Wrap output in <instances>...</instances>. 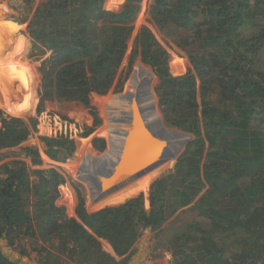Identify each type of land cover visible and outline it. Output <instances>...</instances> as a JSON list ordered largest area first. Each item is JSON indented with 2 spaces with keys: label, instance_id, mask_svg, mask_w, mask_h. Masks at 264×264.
I'll use <instances>...</instances> for the list:
<instances>
[{
  "label": "trees",
  "instance_id": "1",
  "mask_svg": "<svg viewBox=\"0 0 264 264\" xmlns=\"http://www.w3.org/2000/svg\"><path fill=\"white\" fill-rule=\"evenodd\" d=\"M111 1L118 5L123 0ZM141 1L125 0L112 11L104 8V0H43L27 33L25 11L20 3L14 6L15 28L23 34L17 63L25 65L21 84L28 106L36 109L37 98L26 60L51 49L40 67L38 111L44 100L79 102L93 117L79 133L85 138L78 154H93L88 135L101 123L91 94L124 90L127 81L119 69ZM150 14L164 40L174 39L190 61L185 73L173 75L170 52L147 25L136 33L128 60L131 72L137 57L151 66L165 123L194 136L174 169L151 185L147 206L144 192L132 197L135 187L116 198L121 204L88 212L76 188V217H70L56 203L64 175L31 169L20 158L3 162L9 149L37 130L38 118L29 116L31 127L20 117L4 116L10 113L0 107V238L10 243L27 238L41 264H127L145 230L161 229L188 206L197 216L168 240L173 264H264V66L258 62L264 0H153ZM249 24L257 28L245 35ZM130 88L128 83L124 91ZM118 98L104 96L101 105L119 107ZM42 139L53 159L66 161L76 151L73 134ZM92 144L99 151L106 148L103 137H94ZM23 152L33 165L42 164L37 145H26ZM149 177L142 179V189H148ZM103 240L112 252L104 249ZM0 264L24 263L0 248Z\"/></svg>",
  "mask_w": 264,
  "mask_h": 264
},
{
  "label": "rangeland",
  "instance_id": "2",
  "mask_svg": "<svg viewBox=\"0 0 264 264\" xmlns=\"http://www.w3.org/2000/svg\"><path fill=\"white\" fill-rule=\"evenodd\" d=\"M43 0H0V107L3 108L6 112L10 113L4 116H17L25 120L30 125L29 116H36L38 118L37 130L32 128V133L29 138L23 142L21 145L12 147L8 150L11 155L6 158L5 161H10L12 158H20L25 160L27 165L31 169H56L65 177V182L60 185V196L57 199L56 203L65 207L66 214L70 217H76V205L78 203V194L77 189L80 190L82 195L85 198V206L88 212H95L107 206H115L121 204L120 201H117L116 198L122 196L126 192L131 190H136L135 187H138V191L132 196H137L139 193L144 192L145 204L149 205L148 197L151 185L159 178L166 176L170 173L175 166L176 161L179 156L182 154L183 150L174 158L169 161L162 163L161 165L151 169L150 171L143 173L139 177H136L133 181H130L122 187H119L110 192H103L107 190L108 181H102L97 188V194H92L86 183L77 177V174L80 170L82 160H89L90 155L99 154L103 151H99L94 148L92 144V139L96 136L103 137L106 140V148L108 147L109 134L112 137V131L116 124L110 119L112 108H104L102 101L104 96L107 95H118V92L109 91L105 95H100L96 93L91 94V103L97 108L99 115L101 117V123L95 130L88 135L90 137L91 150L93 154L81 152L80 146L83 144L81 136L79 133L85 129V126H89L93 122V117L89 113L88 109L85 108L79 102H62L58 100L48 101L44 100L43 111H38L39 96L42 94V71L40 67L42 62L47 61L51 56V49H47L45 53L40 54L39 56L33 58L28 57V64L30 63V68L34 72V81L32 83V91H34L37 98L36 109H32L28 106L25 98L27 93L24 90L21 84V77L26 75V72H23L22 66L17 63L18 49L17 46L22 40L23 34L18 32L17 27L15 28L16 23L14 22L18 18V14L14 8L15 4L20 3V6L25 11L24 18V32L28 27L31 26V18L35 12L37 5ZM125 0L120 2L118 5L113 3L111 0H104L103 6L107 10L117 11ZM153 0H142L140 2L141 9L138 13L136 20L133 22L134 31L131 38L128 41V50L125 58L123 59L122 65L119 69V74L123 72L126 84H130L131 90L133 91L134 86L130 83L131 77L134 71H138L143 76L142 82H146V69L152 68L148 64L144 63L140 57H137L133 60V68L129 70V55L131 52L133 39L142 25L149 26L157 38L164 44L171 54L170 58V70L173 75H180L186 72L187 68L190 67V61L186 56L185 52L174 42V39H169V41L164 40V32H162L157 25H154L150 22V6ZM257 27L251 24L247 25L244 28V34L249 35ZM30 29V28H28ZM27 33V31H26ZM187 33L182 30L181 36H186ZM181 58L182 60H180ZM258 62L261 66H264V46L258 55ZM25 66V65H24ZM126 75V76H125ZM130 76V77H129ZM129 78V79H128ZM128 79V80H127ZM158 84V78L153 79V88ZM199 84V82H198ZM124 87V90H125ZM145 89V86H144ZM122 92H125V91ZM137 91V89H135ZM146 90H144L145 92ZM120 92V93H122ZM128 92V91H127ZM157 111L160 116L162 112L159 108L158 96L156 92L154 93ZM145 101L148 102V94L144 95ZM9 102L12 106L9 105ZM114 114V113H113ZM3 116V115H2ZM163 117V116H162ZM165 123V121H164ZM166 126L173 127L170 125ZM32 127V125H30ZM175 128V127H173ZM107 131V134H106ZM185 132V131H184ZM62 133L73 134L75 142L77 144L76 151L73 156L66 161L56 160L49 157L45 153V141L42 139L43 136H54ZM191 134V133H190ZM87 136V137H88ZM85 138V137H84ZM191 139H194L192 136ZM190 139V140H191ZM189 140V141H190ZM26 145H37L40 149L42 155V164L33 165L31 159L25 156L23 152V147ZM105 148V149H106ZM2 162V163H3ZM149 177L148 189H142L144 184L142 179L145 181L146 177ZM34 175H32L33 177ZM141 183H138L140 182ZM68 187L72 190L68 189ZM122 190V191H121ZM148 190V192H145ZM102 195V196H101ZM104 195V196H103ZM128 195V193H127ZM131 196L128 197L132 198ZM127 198L122 201L125 202ZM119 202V203H118ZM197 214L190 208L185 207L181 209L178 213L173 215L164 226L156 231L145 230L142 237L138 240V249H136L134 254L131 256L127 264H138L143 258L151 257L158 261L159 264H173V255L168 249V240L171 239L174 232L179 229H184L188 220L195 219ZM103 247L105 250L112 252L109 244L103 240ZM141 246V247H139ZM0 248L13 260L19 261L24 264H41L39 263V257L35 250L32 249V245L27 238L20 237L14 239L13 242H9L8 238H0Z\"/></svg>",
  "mask_w": 264,
  "mask_h": 264
},
{
  "label": "water",
  "instance_id": "3",
  "mask_svg": "<svg viewBox=\"0 0 264 264\" xmlns=\"http://www.w3.org/2000/svg\"><path fill=\"white\" fill-rule=\"evenodd\" d=\"M146 73L144 84L143 76L140 78L138 71H134L130 83L137 91L118 94L120 106L112 107L110 119L116 126L108 139V147L90 155L89 160H82L77 177L95 196L102 181L109 183L103 194L122 187L176 157L192 138L188 132L165 125L157 111L152 85L156 74L148 68ZM145 94H148V102Z\"/></svg>",
  "mask_w": 264,
  "mask_h": 264
},
{
  "label": "built area",
  "instance_id": "4",
  "mask_svg": "<svg viewBox=\"0 0 264 264\" xmlns=\"http://www.w3.org/2000/svg\"><path fill=\"white\" fill-rule=\"evenodd\" d=\"M138 264H159V263L157 260L148 257V258H143L141 262H139Z\"/></svg>",
  "mask_w": 264,
  "mask_h": 264
},
{
  "label": "crops",
  "instance_id": "5",
  "mask_svg": "<svg viewBox=\"0 0 264 264\" xmlns=\"http://www.w3.org/2000/svg\"><path fill=\"white\" fill-rule=\"evenodd\" d=\"M149 201V200H148ZM139 247H141V246H139ZM136 249H138V244H136ZM146 258H148V257H146ZM130 264H132V262L130 261Z\"/></svg>",
  "mask_w": 264,
  "mask_h": 264
}]
</instances>
